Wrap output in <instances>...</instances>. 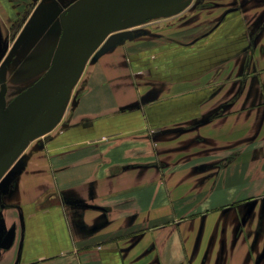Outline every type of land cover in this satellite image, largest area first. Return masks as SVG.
<instances>
[{
    "label": "crops",
    "instance_id": "0c3cea01",
    "mask_svg": "<svg viewBox=\"0 0 264 264\" xmlns=\"http://www.w3.org/2000/svg\"><path fill=\"white\" fill-rule=\"evenodd\" d=\"M217 2L94 51L0 180V264H264V0Z\"/></svg>",
    "mask_w": 264,
    "mask_h": 264
},
{
    "label": "water",
    "instance_id": "95a60500",
    "mask_svg": "<svg viewBox=\"0 0 264 264\" xmlns=\"http://www.w3.org/2000/svg\"><path fill=\"white\" fill-rule=\"evenodd\" d=\"M182 1L185 0L80 1L67 17L65 28L63 26L64 31L56 47L44 53L46 54L44 61H36L44 63L40 70L51 64L45 75L32 87L16 96L7 109L0 108V122L4 123L5 119L8 121L7 127L0 124L3 138L8 137L6 143L0 145V180L5 176L13 159L19 153V148L35 129L44 113L58 98L68 92L67 89L70 88L68 83L72 81L81 66L84 67L95 49L105 41L97 52V58L124 38L132 37L134 32L132 30L111 34L116 27L132 19L138 21L139 16L148 17L146 13L149 10L163 11L164 15L176 13ZM57 14L54 13L43 21L40 20L38 24L33 19L17 40L16 47H20L42 32ZM33 74L36 73L31 71L26 77L29 78ZM24 100L31 103L17 130L14 131L13 121L17 115L18 104Z\"/></svg>",
    "mask_w": 264,
    "mask_h": 264
},
{
    "label": "rangeland",
    "instance_id": "374dc122",
    "mask_svg": "<svg viewBox=\"0 0 264 264\" xmlns=\"http://www.w3.org/2000/svg\"><path fill=\"white\" fill-rule=\"evenodd\" d=\"M82 0H0V73L1 68L3 66L6 67V83L5 86H2L0 81V92L4 94V90L6 89V94L4 96L5 98V105L2 102V98L0 99V108H6L10 105V103L18 96L21 92L24 90H27L28 88L32 87L33 84L38 82L47 72V70L50 68L51 64H48L46 68L44 67L43 70H40V67L44 63H34L35 58L40 56V50L37 48L36 45H29L31 42L27 41L26 43L22 44L20 47H16V42L20 38L21 34L24 32L25 28L30 25V22L35 19L36 24L38 22H41L45 20L47 17L51 16L54 13H58L56 18H54V21L56 19H60L61 22H63V26L66 23L67 17L70 16L71 12L73 11V8ZM20 3V5L18 4ZM185 1H182L179 3L180 9L176 13L181 12L185 6L183 5ZM27 4L26 8H29L30 5H32L31 14L27 16L26 21L22 24L21 27H19L21 24L20 21L16 20V14L21 11V14L24 13L25 10L23 6L24 4ZM29 4V5H28ZM8 5L11 7H17L16 14L11 15L8 12ZM44 10L43 14H39V8ZM160 11L156 10H149L147 11V21H150L153 19L152 16L159 14ZM19 14V13H18ZM161 14V13H160ZM38 16V17H37ZM20 17V16H19ZM41 20V21H40ZM65 20V21H64ZM136 21L132 19L128 23H122L118 27L113 30V33L120 32V31H127L131 29V27H135ZM140 22V21H139ZM137 22V23H139ZM33 23V22H32ZM65 28V26H64ZM64 31V30H63ZM63 33V32H62ZM30 42V43H29ZM103 42L95 49L100 50L101 47H103ZM31 47V48H30ZM39 52V53H38ZM94 55V52L89 56L87 59L90 60L92 56ZM86 61V62H87ZM10 64V65H9ZM23 68L26 67V70L29 71L26 73V76L30 73V71H33V76L24 81L22 84H20L18 81L16 82L15 76H16V69L17 68ZM39 69V71L37 70ZM83 69V66H81L80 70L74 75V78L72 81H70L68 84L71 86L77 78H79L80 73ZM68 92L64 94L63 97L58 98L53 105L47 109V111L44 113L42 118L40 119L39 123L35 127V129L30 133L28 138L23 142L21 147L19 148V152L24 149L25 146H32L33 144H37L39 142H42L40 137L42 136L43 132L47 129H52L56 125V119L58 116H61L60 114L63 111H66V109L70 106V95L71 91L70 88L67 89ZM7 100V102H6ZM30 101L24 100L18 104V111L17 115L13 121L14 131L17 130L19 124L21 123L22 118L24 117L25 113L29 109ZM1 112V109H0ZM4 123H1L4 127H7L8 121L5 119L3 121ZM3 133L0 132V145H3L6 143V140L8 137L3 138ZM19 153H17L16 157ZM15 157V158H16ZM14 158V159H15ZM13 159V162L15 161ZM13 162L11 163L9 169L11 168ZM8 169V171H9ZM6 172V174L8 173ZM245 208V207H244ZM244 208H240V221L241 223H235V227L238 231L239 227H241L245 223V217L247 211H244ZM247 208V207H246ZM245 208V209H246ZM244 211V213H242ZM246 212V213H245ZM243 218V219H242ZM231 225V224H230ZM229 226V225H228ZM227 228V226H225Z\"/></svg>",
    "mask_w": 264,
    "mask_h": 264
},
{
    "label": "flooded vegetation",
    "instance_id": "af4514ba",
    "mask_svg": "<svg viewBox=\"0 0 264 264\" xmlns=\"http://www.w3.org/2000/svg\"><path fill=\"white\" fill-rule=\"evenodd\" d=\"M18 4L20 5V3L18 2ZM219 3L217 2V0H193L191 3H189L188 7L185 9H183L181 11V13H186L185 15H189L191 13V11L196 10L197 8H206V7H211V6H217ZM24 13L21 14V11L18 12L16 14V20L20 21L19 23L21 24L19 27L22 26V24L26 21L27 16L31 14V9H32V5H30L29 8H26L27 4H24ZM29 5V4H28ZM28 7V6H27ZM42 7L39 8V14L42 15L44 10L41 9ZM42 13V14H41ZM20 16V17H19ZM51 28V39L53 38V40L50 39L49 41V45H45L44 47H42V49L38 52L40 54V56H38V58L36 57L34 60V63H36V61L40 62V61H44L45 59V55L44 53H47L49 50H51L52 48H55L57 45L58 40L60 39V37L62 36V32H63V22H61V20L56 19V21H54L51 26L49 27ZM47 34V33H46ZM42 41H45V39H41ZM37 41V44L42 43V41ZM252 44L254 43V46H256L257 43V38L252 40ZM47 43V42H46ZM22 47V46H21ZM19 47V48H21ZM253 47V46H251ZM10 65V64H9ZM6 67L3 66V68H1V73H0V81L1 84H5L6 82ZM20 70L24 71L26 70V67H21V68H17L16 69V73H18ZM29 71L26 70V73H28ZM31 72V71H30ZM25 73V75H26ZM24 75V76H25ZM31 77H29L28 79H30ZM6 94V89L4 90V94L2 92H0V99L2 98V102L5 105V96ZM7 102V100H6Z\"/></svg>",
    "mask_w": 264,
    "mask_h": 264
}]
</instances>
